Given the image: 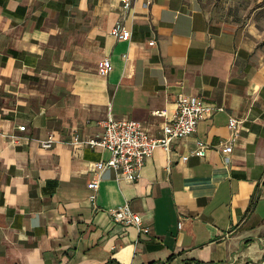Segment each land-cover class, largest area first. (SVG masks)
<instances>
[{
	"label": "crops",
	"instance_id": "1",
	"mask_svg": "<svg viewBox=\"0 0 264 264\" xmlns=\"http://www.w3.org/2000/svg\"><path fill=\"white\" fill-rule=\"evenodd\" d=\"M120 16L119 0H0V264H264V0H135L129 40ZM180 94L221 109L136 181L104 170L93 203L110 153L72 130L129 117L159 137ZM125 202L147 232L114 219Z\"/></svg>",
	"mask_w": 264,
	"mask_h": 264
},
{
	"label": "built area",
	"instance_id": "2",
	"mask_svg": "<svg viewBox=\"0 0 264 264\" xmlns=\"http://www.w3.org/2000/svg\"><path fill=\"white\" fill-rule=\"evenodd\" d=\"M121 2V16L116 20L111 29V33L121 40H129L132 30L126 27V19L131 12L135 0H119ZM154 44L155 41H150ZM113 65L109 57H105L100 66L99 73L106 76L112 70ZM215 107L206 102L202 96H190L180 94L177 99V110L172 120L167 121L163 126V134L159 137H151L144 128L141 121L129 117L121 119L108 118L104 125V131L100 135L82 137L77 129L70 133L67 140L73 144H85L90 147H101L110 153L107 159H99L95 162V176L88 183V187L93 190L90 199L96 201V191L100 186L101 174L106 169H113L117 175L128 181H136L141 174L146 159L152 155L157 147H162L167 152L171 150V145L175 139H181L196 132L201 119L212 114ZM155 113L163 115L164 110H157ZM239 121L231 117L229 127L232 130V140L238 136ZM20 130H25L24 125L19 126ZM231 139L227 140L224 146V159L230 163V152L233 149ZM42 147L50 148L57 140L50 133L46 138L39 139ZM208 144L201 140H196V146L192 153L204 156L207 152ZM188 155H183L186 160ZM116 221L126 225H135L138 230L147 232L149 228L143 224L141 215L134 211L128 202L109 209ZM181 226V223H180Z\"/></svg>",
	"mask_w": 264,
	"mask_h": 264
},
{
	"label": "trees",
	"instance_id": "3",
	"mask_svg": "<svg viewBox=\"0 0 264 264\" xmlns=\"http://www.w3.org/2000/svg\"><path fill=\"white\" fill-rule=\"evenodd\" d=\"M198 264H216V263H202V262H197Z\"/></svg>",
	"mask_w": 264,
	"mask_h": 264
}]
</instances>
